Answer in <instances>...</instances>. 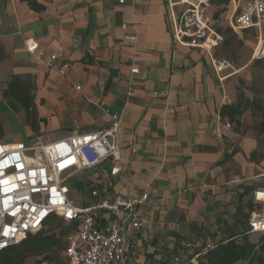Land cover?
I'll return each mask as SVG.
<instances>
[{"label":"crops","instance_id":"obj_1","mask_svg":"<svg viewBox=\"0 0 264 264\" xmlns=\"http://www.w3.org/2000/svg\"><path fill=\"white\" fill-rule=\"evenodd\" d=\"M253 33L257 41L254 29L231 38L247 46ZM29 39L36 54L25 50ZM216 48L176 43L166 0H0V129L18 128L14 141H0L45 144L103 130L120 114V173L110 175L113 162L79 172L70 180L81 196L70 199L88 206L95 188L110 200L148 194L139 230L127 232L131 264H173L215 246L226 226L242 228L252 191L264 186V152L240 128L252 106L238 124L221 115L236 105V75L250 63L235 66ZM213 60L230 68L217 72ZM97 217L101 227L113 219Z\"/></svg>","mask_w":264,"mask_h":264},{"label":"built area","instance_id":"obj_2","mask_svg":"<svg viewBox=\"0 0 264 264\" xmlns=\"http://www.w3.org/2000/svg\"><path fill=\"white\" fill-rule=\"evenodd\" d=\"M125 0H119L123 3ZM213 0H166L173 40L181 45L208 50L219 46L223 37L211 28L210 9ZM228 27L237 34L254 29L257 41L253 60L264 59V0H229ZM178 8V11L175 9ZM132 43L137 36L126 37ZM25 50L36 54L34 40L25 41ZM42 54L39 53V56ZM57 55L49 57L48 65ZM217 72L230 68L226 61H212ZM63 66L59 71L63 73ZM131 68L130 73H136ZM80 90L79 86L75 87ZM130 90L127 96H130ZM109 126L100 131L83 132L49 143L0 141V253L21 242L28 234L43 227L51 215L58 216L74 228L66 237L63 254L68 264H131L128 229L140 227L139 206L148 194L124 200H110L98 189L90 190L94 202L82 207L69 197L66 183L82 171L93 170L113 162L109 173H120L124 139L120 137V114L108 115ZM230 128V123H225ZM252 210L244 235H264V186L252 191ZM98 212L111 213L105 227L98 224ZM213 246L206 245L184 259L175 257L173 264H190L200 259Z\"/></svg>","mask_w":264,"mask_h":264},{"label":"trees","instance_id":"obj_3","mask_svg":"<svg viewBox=\"0 0 264 264\" xmlns=\"http://www.w3.org/2000/svg\"><path fill=\"white\" fill-rule=\"evenodd\" d=\"M227 2L228 0L212 1L217 6L226 4ZM221 11L217 12L214 17H217ZM20 103L25 104L24 101H20ZM252 105V101L245 98L243 94H239L236 105L222 109L221 115L222 117H228L230 122L238 124L242 113ZM257 109L264 111V108L258 106ZM261 132H264V122L261 124ZM2 135L3 133L0 129V138ZM251 210L252 204H250V211L246 216L245 222L241 223V229L226 226L223 230L224 237L222 240L207 250L200 259L190 264H264V244L252 243L248 239V235L243 234L247 229ZM63 222L58 216L51 215L43 227L52 229L53 226H56L60 228V234L49 233L43 230L35 234H28L17 245L0 253V264H24L26 259L32 256H42V259L37 264H43L44 261L51 264H65L59 258L58 253L63 252L66 248V237L75 225L69 224V226L63 227Z\"/></svg>","mask_w":264,"mask_h":264},{"label":"rangeland","instance_id":"obj_4","mask_svg":"<svg viewBox=\"0 0 264 264\" xmlns=\"http://www.w3.org/2000/svg\"><path fill=\"white\" fill-rule=\"evenodd\" d=\"M229 7H230V2L228 0L226 4H221L220 6H217L214 3H212L210 9V15H212V22H211L212 30L218 34H221L223 40H227L226 41L227 44H222L219 47L217 46L216 49L220 53L226 55L230 61L234 62L235 66L242 65L244 63H250L248 64V67L245 69V71L236 75V79H235L236 95L238 96L239 94H243L245 98L246 96H249L253 104L252 105L253 114L251 116H247L244 119L243 124L240 128L243 130V133L245 131H248L247 133L249 135L254 136L259 142V148H260L259 151L264 152V133L261 132V124L264 122V116H263L264 111L256 110L257 106L260 108H264V59L262 61H259V63L257 64H253V61L251 62L252 52H253L252 48L256 43V35L254 33L244 35L243 40L249 42L247 43V46H240V45L238 46L235 44V41L232 40L231 37L233 31L228 27V18L230 15ZM220 11L221 13H219L217 17H214V15ZM6 122L8 121L4 120L5 125ZM17 131L18 128L5 127L3 134L4 136L2 137V139L6 141H14V139H16L15 136H17L16 135ZM83 177L84 180L87 179L86 176ZM78 179H80V177L77 178V180ZM72 183L73 180H69L66 183V186L69 189L68 197L77 200L80 198L81 193L80 191L77 192L72 188ZM67 226H69V224L63 222V227H67ZM41 230L48 231L49 233L60 234V228L56 226L55 227L53 226L52 229H50L49 227H41L39 231ZM39 231H37L36 233H38ZM248 239L252 243H257L259 245L264 244L263 235L260 234L248 235ZM58 256L65 264H67V261L62 251L58 253ZM41 259L42 256H32L27 258L24 264H37V262L40 261ZM43 264H51V263L44 261Z\"/></svg>","mask_w":264,"mask_h":264}]
</instances>
